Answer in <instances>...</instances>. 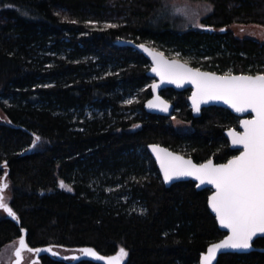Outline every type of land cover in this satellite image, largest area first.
I'll list each match as a JSON object with an SVG mask.
<instances>
[{"label": "trees", "instance_id": "trees-1", "mask_svg": "<svg viewBox=\"0 0 264 264\" xmlns=\"http://www.w3.org/2000/svg\"><path fill=\"white\" fill-rule=\"evenodd\" d=\"M191 1L212 7L201 31L172 17L166 0L125 4L115 27L85 21L98 0H0V177L20 223L0 217V249L19 241L23 229L32 248L88 247L107 257L123 247V264H198L225 235L208 210L210 190L190 181L165 187L146 147L225 163L237 152L224 132L239 118L217 107L194 118L190 91L171 89L160 95L188 130L146 113L149 62L117 45L146 44L220 75L264 74V39L241 38L231 28L264 27V0ZM63 10L71 19L59 18ZM253 247L263 249L264 238ZM258 250L223 254L216 264H264ZM39 264L99 263L44 255Z\"/></svg>", "mask_w": 264, "mask_h": 264}, {"label": "snow or ice", "instance_id": "snow-or-ice-1", "mask_svg": "<svg viewBox=\"0 0 264 264\" xmlns=\"http://www.w3.org/2000/svg\"><path fill=\"white\" fill-rule=\"evenodd\" d=\"M177 11L181 10L177 9ZM197 26L203 27V25ZM139 47L152 54L145 45L141 44ZM151 70L160 76L162 81L167 80L178 87L185 82L191 83L193 93L190 99L193 111H199L201 103L221 101L237 113L251 112L250 119L240 121L242 132L234 129L228 131L232 145L239 146L242 151L229 159L226 164H214L211 159L203 164H195L191 159H185L166 149H159L157 145L151 146L165 183L181 177H192L199 181V184L206 183L215 189L208 197V206L215 213V219L220 227L227 229L228 234L223 240L208 247L207 253L200 257V264H213L218 252L221 251L250 250L254 238L258 235L264 237V74L217 75L192 68L187 62L158 59L156 55H153ZM157 87L155 83L152 85L154 92ZM148 107L168 111L167 102L159 96L149 101ZM39 139L36 137V140ZM60 187L67 186L61 181ZM7 188L6 180L0 177V209L16 219V213L6 202L4 193ZM25 249L31 253L41 251L30 247L25 237L21 235L19 247L15 249L17 258L15 264H21V253ZM46 250L52 251L51 248ZM81 251L85 256L104 261L105 264H123L124 258L128 255L123 247L119 248L115 255L107 257L99 255L92 248H84ZM52 254L56 255L55 252ZM71 259L78 257L74 256Z\"/></svg>", "mask_w": 264, "mask_h": 264}, {"label": "water", "instance_id": "water-1", "mask_svg": "<svg viewBox=\"0 0 264 264\" xmlns=\"http://www.w3.org/2000/svg\"><path fill=\"white\" fill-rule=\"evenodd\" d=\"M117 45L119 46H123V47H130L132 48L133 50L137 51L139 54H141L148 62H149V69L146 73L147 77H149L152 82L150 84V92H151V96L149 99H147L144 103V110L146 113L148 114H151V115H157V116H161V117H172L173 113H174V107L172 105V103L170 101H168L167 99H165L164 97H162L160 95V93L164 90H167V89H171L173 91H176V92H182V91H185V90H189V96L187 98V103L189 105V108L191 110V114H192V117L194 118H197L201 111L203 109H206V108H209V107H217V108H222V109H225L227 110L229 113H231L232 115H234L235 117L239 118V121H238V126L236 128H230V129H234L235 131L237 132H242L243 129L241 127V124H240V121L241 120H245V119H250L251 118V112L250 111H246V112H243V113H237L235 111H233L228 105L224 104L223 102L221 101H208L207 103H201L200 104V110L199 111H193V107H192V101L190 99V97L192 96V93H193V85L189 82H185L183 83L181 86H177L175 83H170L168 82L167 80H164L162 81L160 76H158L156 73L152 72V67H153V55H156L158 59H163V60H168V61H171V60H178V59H174V58H168L167 56H165L161 51L159 50H156V49H153L151 48L150 46L146 45V44H143L145 45V47H147L148 49H150L152 51V54L150 55L148 52H145L142 48L139 47V45L141 44H135L134 42L132 41H118L117 42ZM181 63H184L183 61L179 60ZM189 65V64H188ZM190 66V65H189ZM192 67V66H190ZM193 68V67H192ZM202 72H208V71H203L201 70ZM217 75H220V74H217ZM234 75H241V74H234ZM244 75H248V74H244ZM257 75V74H255ZM253 75V76H255ZM156 84L158 85V87L156 88L155 92L153 91V88H152V85L153 84ZM156 96H159L162 100L166 101L167 102V105H168V111H161L159 108H150L148 107V102L149 101H152L154 100V97ZM226 130L224 132V136L229 144V148L230 150L232 151H236L237 155H239L240 151H242V148H240L239 146H234L232 145L231 143V139L230 137L228 136V131L230 130ZM152 145H157V144H150L146 147L147 149V152L148 154L150 155V157L152 158L153 162L155 163V166L158 170V173L161 177V180H162V183L165 185V187H170L171 185L175 184V183H179V182H193L195 184V188L197 191H201V190H210V195H212V193L215 191V189L213 188L212 185H209V184H199V181H196L194 178L192 177H181V178H178V179H174L168 183H165L164 182V179H163V174L161 173V170H160V165L159 163L157 162V159H156V156L155 154L153 153V149H152ZM159 146V149H166L167 151L169 152H172L174 154H177V155H180L182 157H184L185 159H191L193 161L192 158L190 157H186L180 153H177V152H174L166 147H163V146H160V145H157ZM232 158V157H231ZM230 158V159H231ZM212 160V159H211ZM229 160V159H228ZM227 160V161H228ZM213 161V160H212ZM227 161L225 163H219V164H226ZM206 162V161H205ZM193 163L195 164H203L204 162L202 163H196L193 161ZM214 163V161H213ZM216 164V163H214ZM4 178V177H3ZM199 185V186H197ZM208 196V197H209ZM207 207H208V210L209 212L212 214V216L215 218V213L212 212V210L209 208L208 206V199H207ZM4 212L5 216L10 219L12 222L15 223L16 226L19 227L20 223L18 220L16 219H13L11 216H9L3 209H0ZM216 221V219H215ZM217 223V226H218V229L225 233V235L220 239V240H223L224 237L228 234L227 233V229H224V228H221L219 223L216 221ZM22 235L25 237V231L22 232ZM258 238H264V237H261V236H257L256 238H254L253 242L258 239ZM219 240V241H220ZM217 241V242H219ZM217 242H214V243H217ZM213 244V243H212ZM211 245V244H210ZM208 245L205 252H203L202 254H206L207 253V249L208 247L210 246ZM19 247V243H18V246ZM50 247H42V248H38V249H41V251L39 253H33L34 254V259L30 262V264H34V263H38L39 262V257L41 256H49V257H54L56 259H62V260H73L74 262H79V261H82V260H90V261H93V262H97L99 264H105L104 261H100V260H97L95 258H92L90 256H85L84 253L81 251L82 249L84 248H80L78 249L77 251H74L73 254L71 255H67V256H63V255H60L58 253V251H56L55 249L51 248V252L47 251L46 249H49ZM85 248H88V247H85ZM26 250V249H25ZM258 249H255L253 246L250 250H247V251H236V250H225V251H221V252H218L217 254V257L216 259L213 261V264H216L217 260H218V257L220 255H223V254H228V253H232V254H246V253H249V252H252V251H256ZM258 251L260 252H264V248L263 249H259ZM52 252H55L56 255H53ZM201 254V255H202ZM100 255V254H99ZM200 255V257H201ZM78 257V259H71L72 257ZM113 256V255H112ZM200 257H199V260H198V264H200ZM16 256H15V252H14V260L12 261V264H15V261H16ZM20 261L22 262V259L20 257Z\"/></svg>", "mask_w": 264, "mask_h": 264}, {"label": "rangeland", "instance_id": "rangeland-1", "mask_svg": "<svg viewBox=\"0 0 264 264\" xmlns=\"http://www.w3.org/2000/svg\"><path fill=\"white\" fill-rule=\"evenodd\" d=\"M133 0H98L100 7L95 11H85V21L92 25H115L124 19V13L122 9L125 4ZM167 8L171 10V16L177 17L184 26H189L194 30H202L204 27L201 20L207 17L212 12L211 5L203 2H195L191 0H166ZM180 9L181 11H177ZM60 19H71V15L67 11H58ZM5 20L2 14V8L0 7V22ZM236 36L241 38H249L261 42L264 39V27L261 26H233L231 27ZM230 69L227 70V73ZM1 117V115H0ZM173 124V127L177 130H188L189 124H184L172 117L169 118ZM35 151L43 149V145H37L33 148ZM62 190H68L67 187ZM6 201L9 197V192L5 190ZM4 216L3 211L0 210V217ZM19 241L16 240L5 247L0 249V264H12L14 260V252L18 246ZM60 255L67 256L73 254L74 251H63L55 249ZM21 258L23 262L21 264H29L33 259V255L28 251H22ZM39 264V263H34Z\"/></svg>", "mask_w": 264, "mask_h": 264}, {"label": "flooded vegetation", "instance_id": "flooded-vegetation-1", "mask_svg": "<svg viewBox=\"0 0 264 264\" xmlns=\"http://www.w3.org/2000/svg\"><path fill=\"white\" fill-rule=\"evenodd\" d=\"M151 82H152V80H151ZM150 84H151V83H150ZM23 251H27V250H23ZM29 253L33 255V259H34V254L31 253V252H29ZM70 255H71V254H70ZM21 259H22V262H23V258H21ZM33 259H32V260H33ZM32 260H31V261H32ZM31 261H30V262H31ZM22 262H21V263H22ZM30 262H29V264H30ZM38 263H39V262H38Z\"/></svg>", "mask_w": 264, "mask_h": 264}]
</instances>
